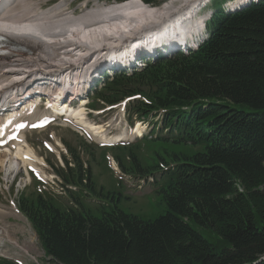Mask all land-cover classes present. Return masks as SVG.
Wrapping results in <instances>:
<instances>
[{"label":"trees","instance_id":"16d2710c","mask_svg":"<svg viewBox=\"0 0 264 264\" xmlns=\"http://www.w3.org/2000/svg\"><path fill=\"white\" fill-rule=\"evenodd\" d=\"M208 27L212 36L197 51L117 76L97 93L108 104L140 96L147 103L133 112L163 110L168 127L178 118L181 140L199 148L182 157L161 193L165 213L141 221L110 210L95 218L21 196L50 263L264 264V0L217 12Z\"/></svg>","mask_w":264,"mask_h":264},{"label":"bare ground","instance_id":"6f19581e","mask_svg":"<svg viewBox=\"0 0 264 264\" xmlns=\"http://www.w3.org/2000/svg\"><path fill=\"white\" fill-rule=\"evenodd\" d=\"M209 1L169 0L158 7H150L138 0L110 6L95 3L89 9L80 6V13L74 15L66 10L69 0L59 1L51 10H42L33 0H0V36L10 47L11 55L0 59V99L19 86L27 85L33 77L75 76L97 59L111 58L112 65L127 67L136 59V46L143 41L151 46L162 30L171 33L164 41L173 36H186L192 28L197 37L205 17L192 18ZM241 3L244 4L245 0L234 4L239 6ZM186 43L194 48V42ZM22 50L27 55H21ZM15 119L10 116L3 120L1 125L4 128L0 131H12L28 121ZM104 133L100 131L97 135L105 137ZM120 138L121 135L107 136L100 141L110 143ZM11 145L12 150H0V167L6 175H14L22 168L25 170L26 166L33 167L34 162H40L22 132ZM5 214L0 210L1 219ZM2 234L0 232V252L4 248L5 236H9L7 229H3ZM7 237L9 244L17 245ZM27 250L25 248V252Z\"/></svg>","mask_w":264,"mask_h":264},{"label":"rangeland","instance_id":"374dc122","mask_svg":"<svg viewBox=\"0 0 264 264\" xmlns=\"http://www.w3.org/2000/svg\"><path fill=\"white\" fill-rule=\"evenodd\" d=\"M37 1H40V6L42 10L47 9V8L51 10L52 6L54 7V4H57V2L61 0H37ZM64 1L66 0H63V2ZM81 1L82 0H75L74 2L70 3L71 0H69L68 4L70 3V7H68V9L73 11L74 14L79 13V4L81 3ZM225 1L226 0H214L213 2H210L209 5L207 3V6L211 8L213 12V10H219L220 6ZM164 3L160 5H155V7L161 6ZM90 6L91 4L88 7ZM88 7L86 6V8ZM204 7H202L201 9H203ZM201 12H203V10ZM223 14L225 13L223 12ZM203 29L204 27L202 28L200 33L203 31ZM170 34H171L170 31L162 30L160 33L157 34V36H155L154 43L157 42L159 45V44H163L167 42V41H164V39ZM183 37H185V35H183ZM186 48H189V47L187 46V43L185 42V44L179 50L183 51ZM162 56H165V55H162ZM134 61H137L136 65L140 62V60H137V59H135ZM49 132H55L56 137L60 138L61 141L65 143L67 142L61 137V135H64L66 133L72 138L75 137L73 133L69 132L66 129L52 128L51 130H46L45 132L40 133V134H36V133L28 134L27 133L25 136L26 141L35 150V147L37 146H39L40 148L41 141L46 140ZM104 134H106L105 137H99V138H102L101 140H104V138H107L108 136L107 133L105 132ZM115 137H120V136L115 135ZM143 144L144 146L140 149L138 153V160L141 162V166L143 168H148L149 166H153L154 160H157L160 158H162L165 161H169L170 157L168 155L172 154V152L192 153L196 151V149L194 148H189L185 146H175L171 144L170 142H166V141L158 142L154 144H149L148 142L144 141ZM82 149H84L83 146H82ZM133 150H135V148H132V151ZM105 152H109L111 154H116V153L120 154L124 152V149L123 147H119L118 149H113V150L104 149L102 151H99L96 154V164L95 165L89 164L93 172L92 182L96 185L98 184L101 185L103 189L107 192H114L118 195L119 194L123 195L124 199L120 202L118 209L126 214L134 215L136 218L140 219L141 221L153 220L163 215L165 213L163 197L160 193H155L153 190L154 187L152 186H147L145 188L144 192L142 193L143 197L141 199L135 200L136 202H130V200L134 201V199L139 194L127 190L126 187H119L118 183L113 179L112 174L106 169V166L104 162L102 161V158L99 159V153H102L103 155L105 154ZM39 155L43 156V152L40 153ZM47 158L51 159L52 156L50 154H47ZM10 173L12 172L10 171ZM9 175H12V174H9ZM0 183H3L1 186H5V185L7 186L9 190V195L11 199L13 200V202L16 204V201H15L16 197L21 193V191L19 192V194H16L15 192L12 193L11 182L4 181V177L2 176H0ZM25 183H26V188L29 189L28 190L29 194H34L30 190V189H33V185L31 187V184L29 185V183L27 182V179L25 180ZM160 185L161 184L159 183L158 187ZM4 195L5 194L3 192H0V208L2 209V211H5L6 213H10L11 216H3L2 219L0 217V223H2L0 227H3V228L5 227V229H7L8 231V235H9L8 237L17 243V245L14 246V245L9 244L8 242H5L3 250L6 252V254L4 256H7L11 260L13 259L22 260L23 259L22 261L26 262L27 264H52L50 263L49 259L44 257V252L41 249V246L35 236V233L30 227V225L27 223L25 218L21 217L22 219H17L16 217L12 215V213L10 212L9 205L6 203V200L9 199L10 197L9 195H6V196ZM89 210L92 211V214L95 217H99L98 213L95 211V208L89 207ZM1 236H3L2 231H1ZM25 248L26 250L29 248V250L26 251L27 253L25 252Z\"/></svg>","mask_w":264,"mask_h":264},{"label":"snow or ice","instance_id":"6c2138e0","mask_svg":"<svg viewBox=\"0 0 264 264\" xmlns=\"http://www.w3.org/2000/svg\"><path fill=\"white\" fill-rule=\"evenodd\" d=\"M3 39V37L2 36H0V40H2Z\"/></svg>","mask_w":264,"mask_h":264}]
</instances>
